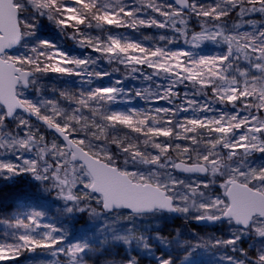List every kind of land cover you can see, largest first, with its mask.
Listing matches in <instances>:
<instances>
[{"label": "trees", "instance_id": "1", "mask_svg": "<svg viewBox=\"0 0 264 264\" xmlns=\"http://www.w3.org/2000/svg\"><path fill=\"white\" fill-rule=\"evenodd\" d=\"M189 2L184 12L166 0H22L23 35L14 51H29V62L19 63L33 70L29 87L37 81L55 101L48 120L66 126L71 138L78 136L76 143L122 171L118 153L161 154L160 160L172 165L201 163L210 161L206 152L229 157L234 140L242 147L231 160L264 159V78L246 81L235 74L230 79L222 71L232 55L242 63L264 62V0ZM95 24L105 28L97 31ZM108 29L118 34L114 45L106 37ZM29 31L36 40H26ZM213 48L222 49L217 59L195 62ZM2 121L4 133L12 135L15 123L7 116ZM85 138L109 146L110 158L95 155L81 142ZM36 175L0 174V250L11 251L6 260L0 254V264H48L53 253L64 264H158L157 256L177 264L187 252L181 243L198 236L223 242L228 228L239 232L233 243L248 264H264L254 223L242 229L231 221L199 226L181 213H105L101 198L88 189L83 199L74 198L88 208L73 219L62 211L64 200L54 183H40ZM236 181L256 189L255 182ZM94 211L130 219L132 226L123 225L122 235L117 228L112 235H80L81 218Z\"/></svg>", "mask_w": 264, "mask_h": 264}, {"label": "rangeland", "instance_id": "2", "mask_svg": "<svg viewBox=\"0 0 264 264\" xmlns=\"http://www.w3.org/2000/svg\"><path fill=\"white\" fill-rule=\"evenodd\" d=\"M17 2L18 8L23 6L22 0ZM175 12L177 13V11ZM76 18L78 21L80 20L78 17ZM104 28V26L100 27L99 24L95 26L97 31H102ZM91 29L87 32H90ZM27 34L26 40L37 39L34 37L33 32L29 31ZM81 34L83 33L81 32ZM106 35L112 45L116 44L118 34L114 29H108ZM52 52L61 55L58 48H52ZM221 52L222 49L219 48L210 49L199 55L195 62H209L211 57L214 56L217 59V55H220ZM3 58L15 62L20 67L19 63L21 61L29 62L30 53L26 49L21 53L13 51L3 55ZM222 71L228 73L230 79H233L235 74H239L246 81H263L264 62L257 59V62L252 60L242 63L241 60L232 55L229 64L223 66ZM18 97L34 114L37 115L38 112H43L44 116L47 117L44 118L46 120L53 115L52 110H56L53 106L55 101L43 91L37 81L33 87L28 89L20 86ZM5 116L6 111L0 105V174L32 172L37 173L36 177H38L40 183L43 180H51L50 182L54 183V188L59 190L61 199L64 200L62 211H66L73 219L81 217V213L88 206L82 205L74 199L67 201L66 197L72 195L75 199H83L81 196L84 195L86 189L89 190L92 179L85 168L81 164L73 163L70 160L64 143L61 144L51 137L47 138L42 131L28 122L27 116L22 112H17L11 119L16 125L12 135L4 133L6 131H3L5 125L2 120ZM54 125L59 126L67 133L69 131L64 125ZM73 139L78 141V136H74ZM81 142L87 144V148L97 156L110 158L106 153L112 154L109 146L97 140L88 143L87 138H85ZM241 142L234 140L229 157L223 158V155L219 156V154L212 152L204 153V157L210 160L199 162L208 168V174L205 176L178 174L174 168L175 163L172 165V162L171 164L169 161L163 162L160 160L161 154L152 155L151 153L136 151L128 154L118 153L117 156L123 159L122 168L125 172L121 170L122 172L127 173L135 182L152 183L166 190L170 196L176 199V206L183 217L193 220L204 216H221L229 204L225 191L228 184L233 180L244 179L255 182L252 186L264 194V166L258 167L264 164L263 157L251 159L246 154L247 156L241 160H231L239 155L237 150L241 149ZM261 151H264V149ZM227 159H230V161L225 163ZM259 168L262 172L257 171ZM81 219L84 222L77 226L78 233L85 236L86 233L91 232L93 237H101L102 233L112 235L115 228L118 229L120 235L125 234L122 231L124 229L123 225L126 224L127 227H131L133 223L130 219L119 218L121 220L119 221L117 218L107 217L103 213H96V211L91 213L87 219ZM253 223L252 231L257 236V245L260 251L263 252L262 256H264V223L256 218ZM238 234L239 232H233L231 228H228L223 242L217 240L218 238H214V236H198L191 242L185 241L181 243V246L187 252L181 262L177 264H248L239 247L233 243L236 242L235 238L239 237ZM241 237H243L242 234ZM216 240L218 242L215 243ZM37 245L36 241L32 243V246ZM58 250L61 249L58 248ZM2 253H5L6 258L4 260L10 258L11 251L0 250V254ZM49 257L51 258L48 264H64L57 261V253H53ZM156 260L158 264H171L172 259L164 260L161 256H157Z\"/></svg>", "mask_w": 264, "mask_h": 264}, {"label": "water", "instance_id": "3", "mask_svg": "<svg viewBox=\"0 0 264 264\" xmlns=\"http://www.w3.org/2000/svg\"><path fill=\"white\" fill-rule=\"evenodd\" d=\"M181 11L190 9L189 0H166ZM19 8L15 0H0V105L5 109L8 120L17 112L42 125L56 135L65 145L70 160L81 164L90 175L89 191L101 198L105 213L127 211L134 215H148L161 211L175 217L180 212L168 192L152 183L135 182L118 167L93 156L59 126L34 114L18 97V88H29L34 73L21 69L3 55L13 52L22 41ZM175 171L181 175L208 174L206 165L179 161ZM228 207L221 216H204L190 222L199 226H210L218 222L231 221L237 227L248 229L255 218L264 219V194L239 181H231L225 191ZM74 197L69 195L67 201Z\"/></svg>", "mask_w": 264, "mask_h": 264}]
</instances>
